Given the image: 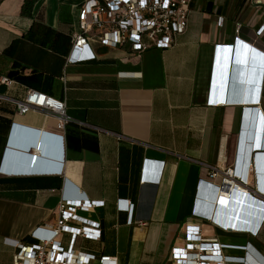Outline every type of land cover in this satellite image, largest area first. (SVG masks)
I'll return each mask as SVG.
<instances>
[{"label": "crops", "instance_id": "1", "mask_svg": "<svg viewBox=\"0 0 264 264\" xmlns=\"http://www.w3.org/2000/svg\"><path fill=\"white\" fill-rule=\"evenodd\" d=\"M86 1L37 0L30 16L23 14L25 0L0 1V78L15 82L11 87L0 84V94L19 100L32 89L54 96L66 101L71 118L103 130L70 124L62 131L42 110L22 116L11 102L0 103V264H15V242L29 246L36 242L32 233L37 228L57 224L66 192L103 202L78 210L81 217L100 224L102 235L99 240L78 237L73 246L77 253L116 257L118 264H176L190 242L188 235L198 231L207 243L204 254L237 260L249 255L250 264H262L264 222L257 236L228 232L211 219L195 216V209L199 203L217 219L252 226L264 211V194L257 192V184L264 181V158H254L264 157V146L252 147L244 119L246 107L259 110L264 122V78L261 104L210 103L258 96L263 64H257L255 82L246 91L229 92L216 86L217 64L222 49L231 52L238 40L264 52V0H192L187 30L170 49L152 48L137 56L129 46L111 49L91 42L96 60L68 64ZM44 28L69 39L63 53L51 47L53 41L42 45L37 40ZM22 136L35 138L34 147L40 138L47 139L53 155L36 162L29 145L21 160L12 159ZM146 160L164 164L156 182L143 184ZM245 166L249 185L241 189H249L250 195L241 194L253 205L252 215L222 216L202 197L203 192H215L208 186L220 185V175L210 174L237 167L243 172ZM61 167V174L48 172ZM149 169L154 178L153 166ZM119 200L135 205L132 224L131 214L118 210ZM71 225L81 227L79 222ZM57 240L66 251L71 249L69 233Z\"/></svg>", "mask_w": 264, "mask_h": 264}, {"label": "built area", "instance_id": "2", "mask_svg": "<svg viewBox=\"0 0 264 264\" xmlns=\"http://www.w3.org/2000/svg\"><path fill=\"white\" fill-rule=\"evenodd\" d=\"M192 0H87L81 6L79 18V31L73 36V47L67 58L68 64H77L89 62L97 59L95 52L91 47V42H97L100 46L118 49L129 46L131 51L137 56H141L152 48L161 50L170 49L178 35L186 32L188 27V15ZM230 47V46H229ZM237 47H243L252 54L257 64H263L260 82V91L258 96H247L244 98H221L211 99L213 105L229 106L233 104L262 102V85L264 78V52L257 47L246 44L238 40ZM221 50V49H220ZM226 50V49H222ZM230 50V49H229ZM255 69V73H256ZM256 75V74H255ZM256 76L253 81L255 82ZM14 80L8 77H1L0 84L11 87ZM11 102L15 105L19 115H27L33 110H42L47 117H54L57 120L58 129L65 131L70 124H77L91 130L103 131L89 124L74 120L68 115V107L65 100L54 96L29 89L23 99H13L6 94H0V103ZM251 111L259 114V110H249L244 108V119L250 115ZM264 129V122L262 124ZM59 138H63L58 136ZM264 157L258 155V159ZM162 164V165H161ZM163 164L159 161L146 160L142 171L141 183L152 181L156 182V173ZM153 166L152 173L154 178H150L149 168ZM253 168V167H252ZM63 168L48 171L54 174H61ZM44 173V172H43ZM19 174V172H10ZM247 167L245 170L229 168L222 174L214 171L210 177L216 178L220 175V185L218 187L208 186L215 189L217 194L220 189L230 186L231 190L244 192L246 196L250 195L249 189H241L242 186H248L246 179ZM70 186V185H69ZM204 186V184H202ZM68 187V185H67ZM259 192L264 194V181L259 182ZM226 197L230 195L225 193ZM103 206V202H92L83 193L71 195L64 193L59 206V219L53 227H39L32 233L35 243L26 246L19 242L14 243V247L19 249V253L14 258L15 264H89L91 261L98 260L99 264H118V258L103 256L97 258L95 254L77 253L74 249L75 240L82 237L90 240H99L102 235L100 224L92 220H87L77 214L78 210H88ZM135 205L127 200L118 201V210L131 214L128 221L133 223V211ZM264 210V209H263ZM195 216L211 219L221 229L228 232H240L257 236L262 229L264 222V211L261 214V220L255 225L240 224L239 222H225L213 216L211 210L203 209L200 204L196 206ZM72 222L81 223V227H74ZM69 233L73 238V244L68 251L57 240L60 234ZM193 232L188 235L190 241L187 248L183 249L175 258L176 264H223L224 261H238L239 264L245 262L244 259L223 258L219 254H204L206 244L204 238ZM201 241V242H199ZM200 246V247H199ZM215 247H218L214 243ZM243 250H250L249 246H241ZM216 251L215 249H213ZM200 251V252H192ZM264 264V258H260ZM252 263L251 256L248 255V262ZM261 264V263H260Z\"/></svg>", "mask_w": 264, "mask_h": 264}, {"label": "water", "instance_id": "3", "mask_svg": "<svg viewBox=\"0 0 264 264\" xmlns=\"http://www.w3.org/2000/svg\"><path fill=\"white\" fill-rule=\"evenodd\" d=\"M1 1V0H0ZM256 63L252 54L243 47H235L230 52L229 49L223 50L217 64V83L218 89H227L231 91H239L247 87L253 81L255 76ZM247 138L251 139L253 148H261L264 145V129L262 126L259 114L251 111L247 117ZM36 139L30 136H22L16 141V148L12 150L11 158L14 160H21L28 152L25 150L29 145L31 146L30 153H33V159L37 162L41 159L50 158L54 149L52 144L45 138H40L37 145ZM258 160V156H254ZM225 193L229 197L224 196ZM204 202L209 206H214L215 211L218 210L219 214L225 217L244 219L252 215L251 202L248 201L244 194L240 191L231 190L230 186H225L222 191L217 194L216 192L202 193Z\"/></svg>", "mask_w": 264, "mask_h": 264}, {"label": "trees", "instance_id": "4", "mask_svg": "<svg viewBox=\"0 0 264 264\" xmlns=\"http://www.w3.org/2000/svg\"><path fill=\"white\" fill-rule=\"evenodd\" d=\"M37 0H25V4L23 6V14L25 15H31L32 9L34 7V4ZM32 40L36 38L34 34H31L29 36ZM42 43V45H46L47 42L53 41L52 48L60 53H63L64 48L63 46H66L69 43V39L52 29L44 28L43 32V38L37 39ZM15 74H10V77H13ZM20 81H25L24 78H19ZM6 127V126H5ZM0 130H4V125L0 124ZM78 149V148H77Z\"/></svg>", "mask_w": 264, "mask_h": 264}, {"label": "clouds", "instance_id": "5", "mask_svg": "<svg viewBox=\"0 0 264 264\" xmlns=\"http://www.w3.org/2000/svg\"><path fill=\"white\" fill-rule=\"evenodd\" d=\"M253 170L254 172L256 171L257 172V169H256V166H253ZM258 183V182H257ZM257 192H259V183L257 184ZM261 194V193H260ZM246 262H248L247 258L245 260V262L243 264H246Z\"/></svg>", "mask_w": 264, "mask_h": 264}, {"label": "snow or ice", "instance_id": "6", "mask_svg": "<svg viewBox=\"0 0 264 264\" xmlns=\"http://www.w3.org/2000/svg\"><path fill=\"white\" fill-rule=\"evenodd\" d=\"M210 102H213V101H210Z\"/></svg>", "mask_w": 264, "mask_h": 264}]
</instances>
